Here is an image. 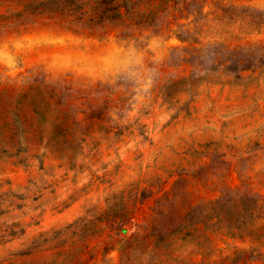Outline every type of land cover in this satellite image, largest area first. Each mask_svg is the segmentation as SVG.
<instances>
[{
    "label": "rangeland",
    "instance_id": "374dc122",
    "mask_svg": "<svg viewBox=\"0 0 264 264\" xmlns=\"http://www.w3.org/2000/svg\"><path fill=\"white\" fill-rule=\"evenodd\" d=\"M246 13L0 0V264H264V63L213 70L264 62Z\"/></svg>",
    "mask_w": 264,
    "mask_h": 264
},
{
    "label": "trees",
    "instance_id": "16d2710c",
    "mask_svg": "<svg viewBox=\"0 0 264 264\" xmlns=\"http://www.w3.org/2000/svg\"><path fill=\"white\" fill-rule=\"evenodd\" d=\"M165 4L167 2H164ZM110 5V4H109ZM59 8V7H58ZM125 9L124 5L121 4H112L111 8H110V17H105V15L101 16V18H110V20H113V22L120 23L123 20L124 14L122 12V10ZM62 12L65 11H69L72 10L70 7H66L65 5H63L62 7H60V9H58ZM81 17H79L80 20H82L81 18H83V15L80 14ZM239 23L241 24V28L249 33L256 31V32H260L261 30H264V18L261 17L260 15H253V14H244L239 20ZM83 23V22H82ZM83 24L90 26V27H94V25L98 24V22L93 21V19H89L87 22H84ZM127 28V27H125ZM176 38H178V40H180L181 42H185V40L179 36H176ZM183 63H188L191 64L188 60L182 61ZM263 61H257L256 63H252L250 61L247 60H232V61H224L222 63L213 65V70H221L222 72L225 73H235V72H240V71H244V70H251V69H255L257 67H260L263 65ZM242 203L245 201V199H241ZM252 214H254L255 212H257V214H259L260 210L264 209V203L260 204V201L258 200H253L252 201Z\"/></svg>",
    "mask_w": 264,
    "mask_h": 264
}]
</instances>
